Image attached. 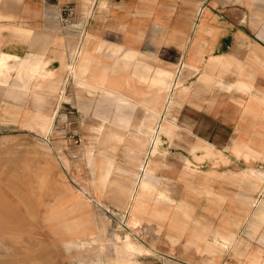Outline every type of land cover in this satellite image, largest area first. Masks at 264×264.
I'll return each mask as SVG.
<instances>
[{
	"label": "rangeland",
	"instance_id": "obj_1",
	"mask_svg": "<svg viewBox=\"0 0 264 264\" xmlns=\"http://www.w3.org/2000/svg\"><path fill=\"white\" fill-rule=\"evenodd\" d=\"M91 1L0 0V57L32 62L47 52L39 75L63 80L57 90L40 78L26 81L27 91L0 84V264H108L110 245L121 240L129 246L118 244L120 263L113 264H264V192L254 185L264 174V0H221L218 14L232 23L222 41L230 53L213 52L218 28L201 20L197 29L208 39L195 35L190 57L194 63L207 40L198 72L185 74L176 92L173 82L167 106L169 65L194 38L167 40L166 25L150 20L143 40H130L124 24L115 31L104 17L106 0L85 15L79 5ZM235 31L244 39H233ZM86 32L94 38L86 73L76 77L99 81L96 94L73 83L58 59L77 41L82 47ZM98 39L106 42L101 50ZM113 41L139 56L115 52ZM222 58L229 68L218 77L249 85V95L210 91L203 82L213 75L209 61ZM0 67L2 82L11 68ZM102 160L113 168L110 188L99 190L91 166ZM98 229L105 231L103 252ZM214 235L233 241L218 249L208 244Z\"/></svg>",
	"mask_w": 264,
	"mask_h": 264
},
{
	"label": "bare ground",
	"instance_id": "obj_2",
	"mask_svg": "<svg viewBox=\"0 0 264 264\" xmlns=\"http://www.w3.org/2000/svg\"><path fill=\"white\" fill-rule=\"evenodd\" d=\"M93 2H94V0H92L89 4H88V7H85L86 5L85 4H81V5H79L80 6V8H81V10H82V12L86 15H88L89 14V12H90V9H91V7H92V5H93ZM92 12V11H91ZM87 17V16H86ZM92 34V33H91ZM93 36L92 35H90L89 33H87L86 32V34H85V38H84V42H83V45H82V47H80V45H79V43H78V41L76 42V47H75V49L71 52V54L69 55H65L64 54V52H63V49L62 50H60L59 51V54H58V59H59V61L61 62L60 64H61V70L63 71V73L64 74H66L68 77H69V75H71V81H72V78H73V83H77V85L79 86V87H82V86H84V87H87L88 89H90L91 91H93V93L94 94H96L99 90H100V88H101V86H100V83H98L97 82V84H88L87 82L85 83L84 82V78L81 80V79H79L80 77V75L78 76V77H76V74L78 73V72H80V74H82V73H84V71H85V67H84V56H85V54H86V46L87 45H90L91 46V43L93 42L92 40H93ZM195 39H197V37H195L194 38V40L193 41H191V46H190V48H189V50L187 51V54L186 55H184L185 53H184V48H185V44H184V47L182 48V51H181V53H180V55H179V59H178V61H176V62H174V63H170V67H171V69H172V72H171V75L170 76H168V78H169V81L166 83V84H164V87L166 88V95H165V101H164V106H167V103H168V98H169V96H170V94H169V90H170V88H171V86L174 84L173 82H175V80H176V82H175V89H174V92H176L178 89H181V87H182V83H183V81H184V78H185V74H188L189 76H191V75H195L197 72H198V64H199V62L201 61V54H202V51H204L205 50V48L207 47L206 46V44H207V40H204V48L203 49H201V51H200V53H197L196 54V56H195V61H194V63H191L190 62V57H191V55H192V44L194 43V41H195ZM104 43H106V42H104L103 40H101V39H98L97 40V44H96V46H95V49H98V47H100L101 45H103ZM113 43V47H114V50H115V52H120V51H122V49H124V48H126L127 49V51L125 52L126 54V58H128L129 59V57H131L130 59H131V61L133 60L132 59V57H138L139 56V52H138V49H135L134 47H132V46H129V45H127L126 43H124L123 45L122 44H119V43H117V41H113L112 42ZM189 45V44H188ZM98 50H101V49H98ZM112 52V51H111ZM114 53V52H113ZM116 53H114V55H115ZM49 55L50 54H48L47 52H44L41 56H40V59H37V60H35V61H32V62H25V61H22V60H19V59H17V58H15V57H0V66H2V65H4V67H5V65L6 66H8V67H10L11 68V70H9V71H13V73H8V72H4L3 70V73H1V76H2V78H1V81L2 82H0V84L1 85H5L4 87H11L14 91H25V89L29 86L28 85V83H26V81H31V80H39V78L41 79V82L39 83V85H44L45 87H47V88H54V87H56L55 89L57 90V89H59V85L60 84H62L63 83V80L61 79V77L60 76H57V75H59L58 73H47L46 75H45V78H44V76H41V75H39V70L42 68V66H43V63L44 62H46L48 59H50V58H48L49 57ZM118 55V54H117ZM142 55V54H141ZM127 56H129V57H127ZM113 57V56H112ZM143 58V57H142ZM145 58H147V57H145ZM150 59V58H149ZM136 60V59H135ZM227 60V59H226ZM128 61V60H127ZM143 61V60H142ZM144 61H145V59H144ZM147 61V60H146ZM154 61H156V60H154ZM224 58H222V59H218V60H216V61H209V67L211 66V68H212V71H213V75H203V77H202V80H203V82L204 83H208L209 85H210V91H214V90H217V89H219V90H223L225 93H231V92H233V91H240V92H242L243 94H246V95H249L250 94V86L249 85H247V84H244V83H240V82H237V83H235V84H227L224 80H222L221 78H219L218 77V71H222L223 69H228L229 67H227V66H224ZM230 61V60H229ZM228 61V62H229ZM88 62V61H87ZM135 62V61H134ZM180 63H182V69L180 70L181 72H180V75L176 78V68L179 66V64ZM226 63H227V61H226ZM146 64V63H145ZM133 65V64H132ZM1 68V67H0ZM85 68V69H84ZM2 69H3V67H2ZM9 69V68H8ZM243 69H244V67H243ZM1 71V72H2ZM149 71V70H148ZM151 71V70H150ZM86 73V72H85ZM84 73V74H85ZM158 73V75L157 76H162L161 75V73H163V72H157ZM153 75V74H152ZM11 76L13 77V76H15L14 77V81H12L11 82ZM50 78H56V79H52V80H48V79H50ZM167 78V77H166ZM45 79H47V81H46V83H44V80ZM67 79V78H66ZM153 79V78H152ZM157 79V78H156ZM88 80V79H87ZM93 80V79H92ZM97 80V79H96ZM95 80V81H96ZM147 80V79H146ZM145 80V81H146ZM104 81V80H103ZM126 81V80H125ZM124 81V82H125ZM148 81H149V79H148ZM156 81V80H155ZM158 81V80H157ZM156 81V82H157ZM198 81V80H197ZM66 82V81H65ZM101 82V81H100ZM155 82V83H156ZM161 82V81H160ZM91 83H92V81H91ZM131 82H130V80H128L127 79V81H126V85H128V86H130L131 84H130ZM148 83H150V82H148ZM103 84V83H102ZM124 84V83H123ZM193 84V83H192ZM39 85H37V86H39ZM152 85H153V83H152ZM191 85V84H190ZM64 86V85H63ZM127 86V87H128ZM184 87V86H183ZM105 88H107V87H105ZM191 88V87H190ZM29 89V88H28ZM45 89V88H44ZM63 89V88H62ZM62 89H61V92H60V94L62 95V93H63V91H62ZM109 89V88H108ZM126 89V88H125ZM131 89V88H130ZM103 90H106V89H103ZM112 90V89H111ZM133 90V89H132ZM186 90V89H185ZM202 90V89H201ZM26 91H27V89H26ZM108 91V90H107ZM164 91V92H165ZM120 92V91H119ZM173 92V93H174ZM85 93V92H84ZM91 94V93H90ZM117 94V93H116ZM60 95V96H61ZM163 95V94H162ZM59 96V97H60ZM102 96V95H101ZM106 96L108 97L107 99L109 100V102H114L115 100H116V95H114L113 93H110V92H107V94H106ZM121 96V95H120ZM58 97V98H59ZM101 98H103V97H101ZM123 98V97H122ZM163 98V97H162ZM60 99H62L61 97H60ZM104 99H106L105 98V96H104ZM174 99V98H173ZM186 99H187V97H186ZM256 99V98H255ZM120 100V99H119ZM172 100V99H171ZM251 100V99H250ZM258 100V99H257ZM107 101V100H106ZM118 101V100H117ZM161 100H159V102H160ZM177 101V100H176ZM128 102V101H127ZM170 102H173V101H170ZM169 102V103H170ZM179 102V101H178ZM177 102V103H178ZM99 103V102H98ZM104 103H106V102H104ZM126 103V102H125ZM163 103V102H162ZM111 104V103H110ZM115 104H116V102H115ZM114 104V105H115ZM123 104V103H122ZM145 104V103H144ZM143 104V105H144ZM126 105H129V103H127ZM170 105V104H169ZM177 105H179V104H177ZM176 105V106H177ZM258 105H260L259 103H258ZM121 106V105H120ZM124 106H125V104H124ZM123 106V107H124ZM130 106V105H129ZM147 106V105H146ZM180 106H181V103H180ZM264 106V103H262V106H261V108ZM107 107H109V105L107 106ZM122 107V106H121ZM141 107H142V105H141ZM153 107V106H152ZM156 107V106H155ZM160 107H161V104H160ZM110 108V107H109ZM115 108V107H114ZM127 108V107H126ZM163 108V107H162ZM161 108V109H162ZM168 108H169V106H168ZM137 109V108H136ZM142 109V108H141ZM123 110V109H122ZM155 110V109H154ZM158 110V109H157ZM157 110H155V111H157ZM168 110H170V109H168ZM130 111V110H129ZM142 111H143V109H142ZM161 111V110H160ZM106 112H107V110H106ZM109 112V111H108ZM144 112H145V110H144ZM151 112H153V111H151ZM121 113V112H120ZM129 113V112H128ZM154 113V112H153ZM105 114V113H104ZM117 114V113H116ZM118 115V114H117ZM154 115V114H153ZM156 115V114H155ZM115 117H116V115H115ZM124 117V116H123ZM153 117V116H152ZM132 118V117H131ZM150 118V117H149ZM100 119V118H99ZM153 119V118H152ZM157 119H158V117H157ZM107 119H105V121H106ZM148 120V119H147ZM147 120H144V121H147ZM150 120V119H149ZM159 120V119H158ZM102 121H104V117H103V120ZM108 122V121H107ZM110 122V121H109ZM141 122V121H140ZM148 122H150V121H148ZM168 122V121H167ZM112 124V123H111ZM141 124H142V122H141ZM157 124H158V122H157ZM49 126H50V124H49ZM141 126V125H140ZM140 126H138L139 128H141ZM143 126V125H142ZM101 127H102V125H101ZM120 127V126H119ZM159 127H160V124H159ZM162 127V126H161ZM142 128H144V127H142ZM48 130V129H47ZM141 130H143V129H141ZM144 130H146V129H144ZM154 130V127L153 128H149L148 129V132H149V134H152V131ZM137 131V130H136ZM138 132H139V130H138ZM141 133V132H140ZM137 134H139V133H137ZM145 134V133H144ZM141 136V135H140ZM147 136V135H146ZM143 137V136H142ZM145 137V136H144ZM147 138H149V136L147 137ZM155 139V138H154ZM243 141V143H246L247 145V147L246 148H248L249 150H251V147H250V145H249V142H248V138H246V139H244V140H242ZM243 147V146H242ZM91 168L95 171V172H97L96 174H97V177H96V180H95V182H94V187H97V188H99V190L100 189H104V188H106V187H109L110 188V186H111V183H110V181H111V174H112V168H113V163L112 162H110L109 160H102L100 163H98V164H96V165H92L91 166ZM95 176V175H94ZM93 176V177H94ZM256 182H255V186H256V188H257V190H258V192L259 193H262V192H264V174H261V173H259L257 176H256ZM140 184V183H139ZM146 185V184H145ZM139 188H142V185L140 184V186H139ZM145 188V187H144ZM146 190V189H145ZM132 197V196H131ZM132 199V198H131ZM129 202H130V200H129ZM249 213V212H248ZM174 225V224H173ZM176 225V224H175ZM100 232V230L98 229V234H97V243L102 247V249H101V252H103L105 249H106V245H105V243H104V235H105V231L103 232V233H99ZM116 239H120V237H118V236H116ZM121 240V239H120ZM232 239H227V238H224V237H221V236H216V235H214V236H212L211 237V241H208V244H209V246L210 245H212L213 243H214V246H215V248H218V249H223L225 246H228V245H230L231 243H232ZM107 242V241H106ZM216 242H218L217 244H216ZM119 246L120 247H123V248H125V247H128L129 246V244H125L124 243V241H120L119 243ZM118 244H114L113 242H112V244L110 245V249L109 250H114V255H113V257L112 258H108V264H113V263H120V261H118V259H119V246H118ZM216 244V245H215ZM126 249V248H125ZM128 249H132V248H128ZM127 251V250H126ZM136 251V250H135ZM144 253V252H143ZM138 254H139V252H138ZM125 255H127V253H125Z\"/></svg>",
	"mask_w": 264,
	"mask_h": 264
},
{
	"label": "crops",
	"instance_id": "obj_3",
	"mask_svg": "<svg viewBox=\"0 0 264 264\" xmlns=\"http://www.w3.org/2000/svg\"><path fill=\"white\" fill-rule=\"evenodd\" d=\"M80 0H78L79 3ZM96 0H94L95 2ZM99 1V0H98ZM97 1V3H98ZM111 12L104 14L110 23L114 24L115 31L117 25L122 23L125 25V32L130 33L127 38L130 40L141 41L144 38L146 26L151 20L154 24L166 25L167 40L193 39L198 35L202 39H208L204 31L197 29V25L203 20L208 27H217V39L213 52L230 53L222 45L225 36L232 31L231 21L221 18L218 14L219 8L223 4L221 0H106ZM225 2V0H224ZM115 9L118 13H114ZM207 12L204 16V12ZM219 12V13H220ZM231 28V30H230ZM181 29V31H179ZM139 31L141 37H137ZM240 31V30H239ZM238 31L233 32V39L241 40L238 37ZM244 36L245 33L240 31ZM231 33V32H230ZM120 34V32H118ZM121 35L117 36L120 38ZM157 38V37H156Z\"/></svg>",
	"mask_w": 264,
	"mask_h": 264
}]
</instances>
